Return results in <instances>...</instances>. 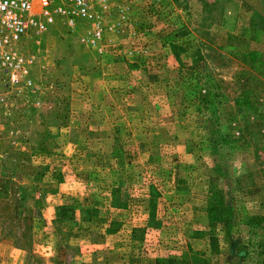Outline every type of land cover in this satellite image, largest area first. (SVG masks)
Returning <instances> with one entry per match:
<instances>
[{"label": "rangeland", "instance_id": "rangeland-1", "mask_svg": "<svg viewBox=\"0 0 264 264\" xmlns=\"http://www.w3.org/2000/svg\"><path fill=\"white\" fill-rule=\"evenodd\" d=\"M129 10L96 48L81 21L23 40L0 264H264V0Z\"/></svg>", "mask_w": 264, "mask_h": 264}, {"label": "built area", "instance_id": "built-area-1", "mask_svg": "<svg viewBox=\"0 0 264 264\" xmlns=\"http://www.w3.org/2000/svg\"><path fill=\"white\" fill-rule=\"evenodd\" d=\"M139 1L148 7L161 0H0V107L7 108L9 94L35 88L34 60L21 48L25 38L39 37L57 20L73 32L81 21L89 31L78 38L79 43L96 48L103 30L121 27L130 5L137 6Z\"/></svg>", "mask_w": 264, "mask_h": 264}, {"label": "crops", "instance_id": "crops-1", "mask_svg": "<svg viewBox=\"0 0 264 264\" xmlns=\"http://www.w3.org/2000/svg\"><path fill=\"white\" fill-rule=\"evenodd\" d=\"M106 121L109 122V118H107ZM118 121H120V122L122 123L121 118H119ZM121 123H120V124H121ZM109 124H111V123L109 122ZM117 125H119V124L116 123L115 126H117ZM116 130H117V128L113 130V131H114V135H113V133H112V135H111V138L114 139L115 141L118 140V139L120 138V137L118 136V133L116 132ZM105 135H109V132L105 133ZM100 139L104 140L105 137H101Z\"/></svg>", "mask_w": 264, "mask_h": 264}]
</instances>
